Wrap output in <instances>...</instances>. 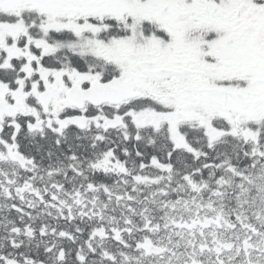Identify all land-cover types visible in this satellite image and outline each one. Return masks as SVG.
I'll use <instances>...</instances> for the list:
<instances>
[{"label": "snow or ice", "instance_id": "obj_1", "mask_svg": "<svg viewBox=\"0 0 264 264\" xmlns=\"http://www.w3.org/2000/svg\"><path fill=\"white\" fill-rule=\"evenodd\" d=\"M0 264H264V0H0Z\"/></svg>", "mask_w": 264, "mask_h": 264}]
</instances>
